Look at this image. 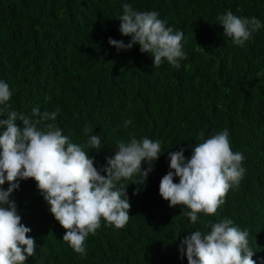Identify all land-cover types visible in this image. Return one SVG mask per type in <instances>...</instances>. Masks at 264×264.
Returning <instances> with one entry per match:
<instances>
[{
    "label": "trees",
    "instance_id": "obj_1",
    "mask_svg": "<svg viewBox=\"0 0 264 264\" xmlns=\"http://www.w3.org/2000/svg\"><path fill=\"white\" fill-rule=\"evenodd\" d=\"M124 3L157 11L166 27L183 31L186 59L179 69L167 61L152 67L138 45L128 51L109 45V38L131 39L119 32ZM227 11L261 22L243 47L223 36L217 17ZM0 81L12 92L0 120L8 111L35 119L34 107L59 109L53 123L98 170L118 141L161 143L145 184L139 173L121 181L130 203L127 224L115 229L101 220L85 240L83 257L62 241L65 230L36 182L19 181L10 200L36 245L25 264H187L180 241L194 230L210 232V223L225 218L248 231L252 259L264 264V0H0ZM224 129L232 151L244 155L245 174L215 215L200 214L192 223L184 206L170 208L158 194L168 155L183 148L188 159L201 131L207 139ZM91 135H99V149L87 147ZM147 167L142 162L141 170Z\"/></svg>",
    "mask_w": 264,
    "mask_h": 264
},
{
    "label": "clouds",
    "instance_id": "obj_2",
    "mask_svg": "<svg viewBox=\"0 0 264 264\" xmlns=\"http://www.w3.org/2000/svg\"><path fill=\"white\" fill-rule=\"evenodd\" d=\"M122 9L119 32L131 39L125 44L123 40L109 38V45L118 51L138 45L140 53L151 57L152 67L167 61L179 69L180 62L186 59L181 44L183 31L174 32L172 27H166L157 11L138 12L128 3ZM217 20L223 36L238 47H243L261 28L255 17H239L231 11ZM11 96L8 84L0 81V111L11 107ZM58 113L59 109L40 113L34 107L31 115L35 119L8 111L7 118L0 120V186L8 184L6 190L0 187V264H25L36 252L35 241L28 236L31 229L21 224L15 201L10 200L19 181L36 182L50 214L65 230L62 241L83 257L85 240L90 234L95 235L101 220L115 229L127 224L130 203L121 181L139 173L140 182L145 184L160 156V141H118L115 155L106 160V167L98 170L89 153L70 142L53 123ZM130 123L125 121V127ZM198 139L202 142L191 146L188 159L183 148L169 153V171L160 180L158 193L170 208L184 206L187 211L182 214L192 223L197 222L200 214L215 215L228 191L237 187L245 174L244 155L232 151L227 129L207 139L201 131ZM100 144L99 135L89 136L87 147L99 149ZM142 162L148 164L143 171ZM174 178L179 182L175 183ZM210 228L207 233L191 231L180 241L178 251L181 258L186 257L187 264H255L247 230H240L228 218L210 223Z\"/></svg>",
    "mask_w": 264,
    "mask_h": 264
}]
</instances>
